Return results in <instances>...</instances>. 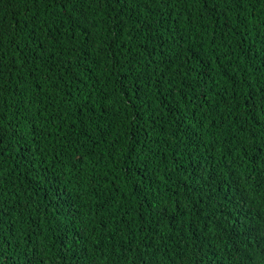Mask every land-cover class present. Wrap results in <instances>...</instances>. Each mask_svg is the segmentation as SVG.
Here are the masks:
<instances>
[{
    "label": "trees",
    "instance_id": "trees-1",
    "mask_svg": "<svg viewBox=\"0 0 264 264\" xmlns=\"http://www.w3.org/2000/svg\"><path fill=\"white\" fill-rule=\"evenodd\" d=\"M0 264H264V0H0Z\"/></svg>",
    "mask_w": 264,
    "mask_h": 264
}]
</instances>
